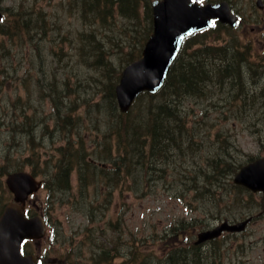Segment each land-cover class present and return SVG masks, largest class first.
<instances>
[{
	"label": "rangeland",
	"instance_id": "obj_1",
	"mask_svg": "<svg viewBox=\"0 0 264 264\" xmlns=\"http://www.w3.org/2000/svg\"><path fill=\"white\" fill-rule=\"evenodd\" d=\"M232 2L248 21L251 11H259L257 15H253V20L258 25L264 24V9L260 11L256 0ZM15 7L29 10L33 17L39 15L41 23L43 18L45 22L44 31L39 30L30 40L24 34L18 36L0 33V209L5 202L12 199L5 183L7 173L19 166L26 170L36 168L40 172L39 178L43 177L49 173L44 160L50 157L52 146H63L65 143L64 133L56 134L53 130L54 110L49 95L50 85L48 87L49 83L55 82L51 78L52 74L57 77V88L59 86L66 92L64 94L67 106L62 108V112L74 106L73 114L80 115L79 122H83V129L90 135L86 144L88 151L92 152L100 136L94 124L100 119L102 126L106 124V113L100 115L99 106L96 104L103 100L105 76L92 64H100L99 52L102 61L110 62L112 69L106 75L109 87L115 80L117 71L136 53L141 34L147 25L143 23L141 27L139 25L135 28L136 20L121 15L117 10H114L112 16L107 15L104 20H97L94 14L83 17L68 0H0V10L4 11L5 19L8 20L1 22L4 28L12 27L10 17H13V12L10 15L9 8ZM246 29L249 30L250 27ZM239 30L233 31L239 33V40L230 39L226 33L221 36L212 35L207 40L222 44L228 38V42L234 44H248L249 47L245 49L251 52L259 50L264 53V44L261 41L264 40V32L260 33L262 28L253 32L255 35L251 39L254 41L259 38L257 41L260 42H253L252 46L244 38L246 35L241 33L242 27ZM215 37L219 39L215 40ZM262 74L264 69L255 82L250 74L243 72L242 82L252 89V86L257 87L258 83H262ZM211 89L216 91L208 98L192 97L185 103L191 118L186 120L187 123L192 124L196 116L203 117L204 114L200 113L204 112L208 115L205 121L209 127L204 131L194 132L193 150L187 151L178 161H172L173 165L194 171L199 162L204 164L207 157L221 151V157L224 156L222 161H229L235 166L264 152V133L262 137L259 135L260 130L264 129V107L260 110L263 112L259 113L256 107L250 109L254 117L263 113L259 121L249 120V115L245 112H238L233 116L226 113V106L231 103L234 108L235 105L242 104L241 95H235L238 90L236 84L225 89H218L217 86ZM10 102L26 107L22 117L14 115L8 104ZM28 115L29 119L26 118ZM21 119L36 130V138L31 144H28L29 138L19 131L20 127L12 129L21 123ZM11 121L14 126H11ZM220 130L223 131L217 133ZM79 177L80 173L75 170L69 180L70 191L63 199H57L51 207L48 233L43 240L44 245L52 241L47 256L66 257L69 259L68 264H108L100 262L91 251L95 249L92 245L95 238L99 243L101 240L110 241V236L115 247L116 244H121L116 250L122 254L115 257L110 264H124L125 254H130L126 244L132 237L142 238L153 245L148 260L150 264H158L162 252L168 246L190 245L191 241L186 239L193 240L192 231L196 233L198 228L214 225L222 218L242 219V216L246 217L260 209L256 207L259 199L253 194L237 190L232 182L233 173L227 171L214 175L213 179L218 180L213 185L208 180L210 178L200 174L203 183L193 187L192 181L187 182L190 185L187 191L186 185L158 180L150 189L140 187L142 190L137 195L130 194V177L127 176L122 190H119V183H116L117 190L108 207L100 205L105 202V196L100 199L96 217L94 221H90L83 207L92 196L90 192L94 185L90 184L89 192L85 197L82 196L78 190ZM45 197L46 193L43 191L35 195L37 203L41 205H45ZM259 214L257 220L250 223L243 232L224 233L215 244L200 249L195 258L194 251H182L189 258L188 263L184 264H197L193 263L196 260H199L198 264H256L258 256L261 261L264 257V210ZM183 220L193 221L194 225L186 226V230L183 229L179 236L174 235L171 226ZM116 228H121L117 234ZM52 229L58 232V237L49 236ZM205 247L208 254H202ZM137 249L138 247L134 248L133 252L139 262L146 248L143 244L140 253L136 252ZM132 260L131 257L126 264H139Z\"/></svg>",
	"mask_w": 264,
	"mask_h": 264
},
{
	"label": "trees",
	"instance_id": "obj_2",
	"mask_svg": "<svg viewBox=\"0 0 264 264\" xmlns=\"http://www.w3.org/2000/svg\"><path fill=\"white\" fill-rule=\"evenodd\" d=\"M113 2H118L119 10L136 20L135 28L139 25L141 27L143 24L142 17L140 16L138 19L140 0H70L72 5L79 8L83 17L94 14L97 20L107 18ZM144 2L146 11L144 20H146L147 25L141 34L136 53L127 61H131L139 55L140 48L151 31L150 3L149 0H144ZM9 11L10 15L13 12L12 21H10L12 27L0 29V33L16 32V35L24 34L30 40L35 37V33L39 30L44 31L45 19L43 18L41 23L39 15L33 17L29 10L18 9V7L9 8ZM197 35L199 34H194L184 41L162 89L156 94L147 92L141 94L133 108L126 113L119 111L115 99L114 85L117 81V74L109 87L106 83V75L112 69L110 62L108 60L102 61L101 52H99L98 61H101L100 64H92L105 76L103 100L96 104L99 106L100 115L106 113V124L102 126L101 119L95 124L96 129L100 132L96 142L97 149L107 153V158H101L105 162L109 161L113 175L120 173L123 176H130L131 189L136 192L141 191L140 186L144 184L146 189H150L158 180L169 183L182 179L186 182H203L200 174L210 178L208 180L212 184L213 181L218 180V178L213 179L214 175L222 174L225 171L229 173L235 171L236 167L232 166L231 162L222 161L224 156L221 157V151L213 155V158L207 157L205 164L199 162V166L194 171L184 166L172 164V161H178L187 151L193 150L194 132L200 131L202 128L198 118H195L198 124H192V126L187 124L186 120L190 117V112L182 106L185 98L189 96L209 97L213 91H216V89L210 88L217 86L218 89H225L236 84L238 90L235 95H241L242 104L233 111V115L238 112H245L249 115V120L259 121L263 114L254 117L250 113V109L256 107L257 113L263 112L260 110L264 107V80L261 79L262 83H258L257 87H253L250 83L252 89H249V85L242 82L244 79L243 72L250 74V78L254 79L255 82L259 79L257 69L260 63L257 64L250 50L247 49L243 52L233 43L217 46L207 43L206 38H204L206 34L199 38H196ZM194 44L198 46L192 48ZM51 78L57 82L55 74H52ZM55 82L48 84V87L50 85L49 95L54 110L52 114L53 130L56 134L64 133L65 144L57 147L59 154L53 161L55 167L47 183L51 184L52 193L57 199L69 190L68 180L76 166L80 168L81 178H86L89 169L94 164L93 160L87 156V141L83 122H79L80 115L73 114L74 106H71L70 110L62 112V108L67 106L66 94H64L66 92L59 86L57 88ZM44 91H46L45 88ZM204 115L208 116L206 113ZM26 118L29 119L30 116L28 115ZM262 120L264 121V117ZM12 125L13 121H11ZM17 126L20 127L19 131L23 136L31 139V143L34 142L36 133L31 124L26 125L24 121H21L12 129L16 130ZM223 142L226 140L223 139ZM112 153L115 155H111ZM148 168L152 169L148 170ZM102 169L101 173L105 177L104 170L106 169ZM199 177L200 179H198ZM112 180L109 178V181ZM48 184L46 187L50 189ZM99 191H101L100 188ZM89 211L90 213L93 211L92 207L89 208ZM102 252L107 254L105 248H102ZM198 254L197 251H194L195 257ZM179 256L183 263L188 261L186 255L181 256L179 254ZM172 257L173 252L170 255V263Z\"/></svg>",
	"mask_w": 264,
	"mask_h": 264
},
{
	"label": "water",
	"instance_id": "obj_3",
	"mask_svg": "<svg viewBox=\"0 0 264 264\" xmlns=\"http://www.w3.org/2000/svg\"><path fill=\"white\" fill-rule=\"evenodd\" d=\"M154 29L147 40L142 55L122 71L116 94L121 110H127L134 98L143 90L156 91L162 84L175 58L183 38L205 27L210 18L225 17V3L200 5L192 0H154ZM1 17V13H0ZM234 181L253 190H264V157L244 166ZM7 183L15 193V201L9 202L0 215V264H36L33 254L22 255L20 244L23 238L39 237L45 231L42 216H25V199L39 188L41 182L25 171L9 173ZM247 220L230 225H221L200 232L199 241L212 238L223 229L241 230Z\"/></svg>",
	"mask_w": 264,
	"mask_h": 264
},
{
	"label": "flooded vegetation",
	"instance_id": "obj_4",
	"mask_svg": "<svg viewBox=\"0 0 264 264\" xmlns=\"http://www.w3.org/2000/svg\"><path fill=\"white\" fill-rule=\"evenodd\" d=\"M263 1H264V0H263ZM253 15H257V14H256L255 12L251 11L249 21H248V18L245 17V19H244V25L242 26L244 30H245L246 27H247V23L250 22L251 20H253ZM238 16H239V15H238ZM239 19H240V16H239ZM262 27H263V26H261V28H262ZM253 29H254V28H252V30H253ZM33 243H34V242H33ZM42 248H43V245H42V244H39V245H38V249H42ZM39 254H40V257L43 258L42 254H41V253H39Z\"/></svg>",
	"mask_w": 264,
	"mask_h": 264
},
{
	"label": "bare ground",
	"instance_id": "obj_5",
	"mask_svg": "<svg viewBox=\"0 0 264 264\" xmlns=\"http://www.w3.org/2000/svg\"><path fill=\"white\" fill-rule=\"evenodd\" d=\"M211 89V88H210ZM148 158H150L149 156H148ZM108 163H109V161H107ZM149 163H151V162H149ZM152 163H154V162H152ZM150 169H152V168H148V170H150ZM190 263V262H189ZM193 263H199V260H196V261H194Z\"/></svg>",
	"mask_w": 264,
	"mask_h": 264
}]
</instances>
